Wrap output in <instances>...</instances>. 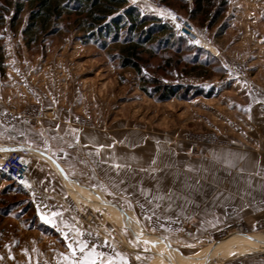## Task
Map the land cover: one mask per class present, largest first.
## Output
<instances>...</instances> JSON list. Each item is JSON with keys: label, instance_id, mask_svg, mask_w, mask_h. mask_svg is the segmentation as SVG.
<instances>
[{"label": "rangeland", "instance_id": "obj_1", "mask_svg": "<svg viewBox=\"0 0 264 264\" xmlns=\"http://www.w3.org/2000/svg\"><path fill=\"white\" fill-rule=\"evenodd\" d=\"M186 1L193 7V0ZM165 3L194 24L200 41H186L189 46L181 47L185 50L182 53L146 56L142 74L122 67L115 50L99 48L89 38L84 40L66 20L60 22L58 34L32 44H27L22 33L26 13L15 29L8 22L1 28L6 72L0 77V145H27L36 151L32 176L44 174L45 180L56 176L63 182L41 156L45 155L41 151L51 146L52 153L59 152L60 137L53 132L49 135L48 130L61 127L67 142L59 146L70 155L65 159L62 152L61 158L70 180L68 188L63 182L58 194L36 185L46 196L48 211L63 210L62 231H58L41 221L40 214L45 211L38 213L37 197L0 169V264H63L61 254L68 251L63 233L74 235L72 230L77 227L91 232L89 241L100 243L99 250L113 259V264H123L122 257L127 264H182L180 260L191 261L189 264H264V223L254 230L240 225L202 231L187 216L159 214L146 184L126 193L111 180L107 183L101 169L98 174L93 157L89 158L91 163H86L85 154L78 153L80 159L75 158L73 148L79 150L82 145H89L88 151L96 157L106 137L113 149L110 163L122 160L123 144L130 146L136 160L157 159L176 141L188 142L192 154L199 153L204 145L218 144L216 124L226 109L224 97L228 102L236 97L237 82L251 81L264 93L254 81L264 82L263 72L256 67L260 62L251 61L256 56L264 59V0H228L221 19L214 24L201 22L200 16L192 19L176 3ZM156 10L159 14L150 15L161 17L178 34L171 18ZM166 57H172V64ZM144 76L188 88L159 101L142 89ZM206 133H214L217 141L194 147ZM69 183L77 190L72 191ZM101 200L114 210L104 207ZM187 226L193 228L192 233Z\"/></svg>", "mask_w": 264, "mask_h": 264}, {"label": "crops", "instance_id": "obj_2", "mask_svg": "<svg viewBox=\"0 0 264 264\" xmlns=\"http://www.w3.org/2000/svg\"><path fill=\"white\" fill-rule=\"evenodd\" d=\"M129 1L138 5L145 13L159 14L153 5L145 1ZM254 59V64L260 62L256 67H260L264 74V59L256 56L251 61ZM254 81L264 88L263 81ZM237 84L236 97L229 102L224 97L226 109L220 114L221 122L216 124L218 144L204 145L199 153L192 154L191 144L188 142L176 141L175 145L170 144L164 149L160 159L136 160L132 159L130 146L123 144L122 160L110 163V152L113 153V149L110 150V138L106 137V142L102 143L105 146L96 151V157L88 151L89 145H82L79 150L73 148L77 153L75 158L80 159L78 153L81 156L85 154L84 160L91 163L89 158L93 157V166L98 174L101 171L107 183L111 180L112 185L120 186L126 193H130L138 185L146 184L150 198H145L155 202L153 204L159 214L187 216L198 223L202 231L239 228L240 225L250 230L257 229L264 223V93L260 92V87L256 89L251 81L242 80ZM229 103L231 105L228 107ZM52 132L60 137L57 144L59 149H56L59 152L52 153L51 146L49 150H44L50 156L40 155L46 157L50 166L63 178L64 187L68 188L70 179L54 161L66 172L62 152L65 159L70 155H66L65 149L61 151L63 148L59 146L67 142L66 135L62 133L61 127L55 131L48 130L49 135ZM116 165L120 167L117 168ZM32 178L38 187H44L54 194L62 192L63 182L59 177L45 180L44 174L34 173ZM144 178L147 180H143ZM74 183L81 187V184ZM157 184H165V187H156ZM69 185L70 189L74 187L77 190L76 185Z\"/></svg>", "mask_w": 264, "mask_h": 264}, {"label": "trees", "instance_id": "obj_3", "mask_svg": "<svg viewBox=\"0 0 264 264\" xmlns=\"http://www.w3.org/2000/svg\"><path fill=\"white\" fill-rule=\"evenodd\" d=\"M163 1L176 3L192 19L200 16L201 22L209 20L211 24L221 19L228 3V0H193L190 8L186 0ZM25 13L27 21L22 33L27 44L58 34L62 30L60 22L66 20L82 33L84 40L89 38L99 48L115 50L122 67L133 68L141 74L146 56L161 58L167 52L182 53L185 50L181 47L189 46L186 43L189 40L178 35L169 23L157 15L143 13L129 0H0V30L7 22L15 29ZM2 39L0 34V77L6 72ZM165 61L172 64L173 59L166 57ZM197 66L192 64V68ZM142 81V89L159 101L179 95V90L188 88L163 83L153 76H144ZM2 174L9 177L5 172Z\"/></svg>", "mask_w": 264, "mask_h": 264}, {"label": "built area", "instance_id": "obj_4", "mask_svg": "<svg viewBox=\"0 0 264 264\" xmlns=\"http://www.w3.org/2000/svg\"><path fill=\"white\" fill-rule=\"evenodd\" d=\"M152 4L156 9L161 11L164 15H167L173 23L176 25L178 33L191 42L200 41V36L194 24L181 13H179L172 6L166 4L162 0H146ZM264 109V103L262 104ZM11 124V123H10ZM217 141L214 133H206L195 142L194 147H198L201 142L215 143ZM6 151L0 153V169L2 172L8 174L10 179L19 185L27 189L34 197L39 200V208L42 212L48 208V203L44 193H39L37 187L32 178V163L34 161L33 152L27 145L9 144L2 145ZM23 181V183H22ZM186 230L190 233L193 232L191 226H187Z\"/></svg>", "mask_w": 264, "mask_h": 264}, {"label": "snow or ice", "instance_id": "obj_5", "mask_svg": "<svg viewBox=\"0 0 264 264\" xmlns=\"http://www.w3.org/2000/svg\"><path fill=\"white\" fill-rule=\"evenodd\" d=\"M198 43V41H196ZM102 147V145H101ZM115 167L119 168L120 165ZM23 183V181H22ZM47 209V206H45ZM120 210L123 211V207L120 206ZM40 213V209H37ZM62 209L53 208L52 210H46L44 213L40 214V219L45 224H49L52 227L57 228L58 231H62L59 227L60 223H63ZM148 220H151V217H145ZM75 219V218H73ZM163 227V225H160ZM65 227H69L68 224H65ZM73 234L63 233L64 240L67 245L68 251L62 253L63 264H113V259L108 258L104 251L99 250L101 245L96 241H89L88 237L92 234L91 232L85 233L80 228H74L72 230ZM145 244L149 241H144ZM104 246H107V241L103 242ZM123 264H127V259L122 257ZM137 259H140L137 256Z\"/></svg>", "mask_w": 264, "mask_h": 264}, {"label": "bare ground", "instance_id": "obj_6", "mask_svg": "<svg viewBox=\"0 0 264 264\" xmlns=\"http://www.w3.org/2000/svg\"><path fill=\"white\" fill-rule=\"evenodd\" d=\"M4 151H6V149L5 148H3L2 146L0 147V153L1 152H4ZM31 151L33 152V155H34V151H33V149H31ZM72 190L73 191H76L75 190V188L73 187L72 188ZM98 198V197H97ZM101 201H103V200H101ZM103 204H104V207H108L109 209H112V210H114V207L113 206H111L110 204H108L107 202H105V201H103ZM252 241V240H251ZM254 242V241H253ZM259 243V242H258ZM254 244H256V243H254ZM260 244V243H259ZM258 245V244H257ZM261 245V244H260ZM259 246V245H258ZM263 246V245H262ZM179 262H182V264H189L191 261H183V260H180ZM169 264H174V263H169Z\"/></svg>", "mask_w": 264, "mask_h": 264}, {"label": "water", "instance_id": "obj_7", "mask_svg": "<svg viewBox=\"0 0 264 264\" xmlns=\"http://www.w3.org/2000/svg\"><path fill=\"white\" fill-rule=\"evenodd\" d=\"M42 153H44V154H46V155H49L48 153H46V152H43V151H41ZM50 156V155H49ZM53 159V158H52ZM57 164H58V166L61 168V170H62V173L65 175V176H68L67 174H66V172L64 171V169L61 167V165L56 161V160H54ZM264 250V249H263Z\"/></svg>", "mask_w": 264, "mask_h": 264}]
</instances>
